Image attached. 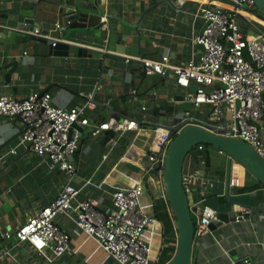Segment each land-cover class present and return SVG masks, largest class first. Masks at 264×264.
I'll list each match as a JSON object with an SVG mask.
<instances>
[{
    "label": "crops",
    "instance_id": "1",
    "mask_svg": "<svg viewBox=\"0 0 264 264\" xmlns=\"http://www.w3.org/2000/svg\"><path fill=\"white\" fill-rule=\"evenodd\" d=\"M218 3L228 6L225 0ZM197 5L198 0H0V65L18 61L10 80L5 78L7 69H0V95L47 91L61 107L81 106L91 95L96 106L85 111L88 124H76L80 141L70 156L76 165L72 183L79 188L77 198L92 196L98 209L108 214L115 187L142 182L141 205L159 222L153 243L158 254L176 246V219L159 177L144 173L128 150L147 153L154 145L167 146L175 133L168 125L177 118L208 120L209 105L189 101L193 86L177 85L171 72L145 73L139 58L168 54L173 65L197 59L201 46L191 40L204 25L195 15ZM254 11L261 26L240 17L246 33L264 30V21ZM78 13L87 17L81 16L80 26L70 29L71 17ZM32 26L48 29L51 42L24 32ZM12 30L17 31L14 43ZM129 118L136 119L137 127L92 133L101 122ZM23 128L22 119L0 116V264H37L40 256L29 242L10 241L4 234L54 200L68 180L49 166L47 156L26 146L8 152L19 136L1 146ZM182 174L193 175L189 202L196 208L194 223L203 205L236 217L194 234L191 264H239L243 258L264 264V185L243 166L238 167V184L230 185L228 154L209 144L185 155ZM55 222L69 233L70 241L61 256L46 251L54 264H119L67 216L58 214Z\"/></svg>",
    "mask_w": 264,
    "mask_h": 264
},
{
    "label": "built area",
    "instance_id": "2",
    "mask_svg": "<svg viewBox=\"0 0 264 264\" xmlns=\"http://www.w3.org/2000/svg\"><path fill=\"white\" fill-rule=\"evenodd\" d=\"M198 0L195 15L204 25L192 36V43L201 46L197 59L171 64L168 54L160 59L139 58L147 74L165 75L169 72L181 87L193 86L187 99L195 105H209V128L214 132L241 137L264 157V30L243 31L240 16L250 22L255 16V0ZM60 26L59 23L56 24ZM27 32L40 38H50L34 28ZM55 40L53 44H55ZM131 57H126L129 61ZM212 85V86H211ZM238 102V106H237ZM96 106L86 95L81 106L61 107L53 103L49 92L31 91L27 96L0 95V116L19 114L24 128L18 141L8 152L16 153L21 145L49 158V166L61 170L67 182L57 197L42 207L14 231L5 232L8 239L29 242L40 256L37 264H54L53 257L61 256L69 247L70 235L55 222L58 214L71 219L82 232L92 237L119 264H157L158 253L153 243L159 234L157 217L141 205L142 182L115 187L111 192L113 210L106 214L97 207L92 196L78 199L79 188L72 183L76 165L70 156L77 150L80 133L73 123L89 122L85 111ZM113 127L117 130L137 127L136 119L106 120L94 126L92 133ZM163 147L164 149H162ZM197 147L201 148L202 144ZM165 147H152L142 164L144 173L161 177ZM230 159L229 184H238L240 162ZM2 156H0V161ZM183 187L191 194L192 174H185ZM218 211L203 205L198 209L195 233H204L217 219ZM239 264H250L243 258Z\"/></svg>",
    "mask_w": 264,
    "mask_h": 264
},
{
    "label": "water",
    "instance_id": "3",
    "mask_svg": "<svg viewBox=\"0 0 264 264\" xmlns=\"http://www.w3.org/2000/svg\"><path fill=\"white\" fill-rule=\"evenodd\" d=\"M255 10H257V17L260 20H264V0H255ZM81 16H86V13H78L76 16H72V22L69 28L74 29L78 25L79 21L83 19ZM91 17V16H90ZM242 17V16H240ZM244 18V17H242ZM245 19V18H244ZM84 21V20H83ZM82 21V22H83ZM103 23L97 24V27H101ZM95 26V25H93ZM41 27V24H40ZM35 27H28L24 32L30 35L33 39H40L51 42L50 38H40L33 35L27 30L34 29ZM45 34H49L48 29H42ZM9 35L15 42V36L17 31H9ZM137 35L140 34V29L136 28ZM103 35H106V29H103ZM125 39V36H122ZM17 60L6 62L0 65V69H7L5 78L10 80L11 74L15 71ZM238 106V102H237ZM15 119L21 118L19 114L14 115ZM76 124L73 123L70 132ZM168 128L175 131L173 137L168 142L163 155V167L161 173V183L165 196L169 203V210L176 219L177 225V241L175 250L166 264H191L192 263V243L194 238L195 226L192 212L196 208L190 205L189 197L183 187V174L182 165L185 155L198 144H209L217 147L218 149L226 152L249 171L254 177L258 179L264 185V157L260 155L252 145L246 142L241 137H235L231 135H225L219 130V132L211 131V125L206 121L188 117L177 118L173 124L168 125ZM23 129L10 136L4 143H9L12 139L16 138L22 133ZM128 153L132 155L131 158L137 161L139 165H142L146 156L144 151H137L134 147H130ZM131 168H138L137 165L129 162ZM229 180V178H228ZM241 205L250 206L248 204L241 203ZM253 206V205H252ZM254 207V206H253ZM229 219H236V217H229L226 212H218L217 219L209 224V228L219 225ZM15 241L16 236L13 235L9 239Z\"/></svg>",
    "mask_w": 264,
    "mask_h": 264
},
{
    "label": "trees",
    "instance_id": "4",
    "mask_svg": "<svg viewBox=\"0 0 264 264\" xmlns=\"http://www.w3.org/2000/svg\"><path fill=\"white\" fill-rule=\"evenodd\" d=\"M202 146H208V144L202 143ZM167 251L168 249L165 250L166 256H165V252L162 254V250L160 251L158 255L157 264H166V262L171 258L172 254H167Z\"/></svg>",
    "mask_w": 264,
    "mask_h": 264
},
{
    "label": "rangeland",
    "instance_id": "5",
    "mask_svg": "<svg viewBox=\"0 0 264 264\" xmlns=\"http://www.w3.org/2000/svg\"><path fill=\"white\" fill-rule=\"evenodd\" d=\"M256 13H257V12H256ZM252 24L261 26V24L258 23V22H256V21H253ZM248 173H250V172L248 171ZM250 174H251V173H250ZM170 214H171V212H170ZM171 215H172V214H171ZM172 217L175 218L173 215H172ZM174 246H175V245H174ZM174 246H173V248H171V250H169V251L167 252V254H173V252H174V250H175ZM164 252H165V249H164V250L162 249V254H163ZM165 256H166V252H165ZM153 264H155V263H153Z\"/></svg>",
    "mask_w": 264,
    "mask_h": 264
},
{
    "label": "bare ground",
    "instance_id": "6",
    "mask_svg": "<svg viewBox=\"0 0 264 264\" xmlns=\"http://www.w3.org/2000/svg\"><path fill=\"white\" fill-rule=\"evenodd\" d=\"M259 19H260V18H259ZM263 21H264V20H263ZM188 197H189V196H188ZM192 213H193V212H192ZM194 226H195V223H194ZM194 234H195V232H194ZM158 255H159V254H158ZM168 261H169V260H168ZM168 261H167V262H168ZM167 262H166V263H167Z\"/></svg>",
    "mask_w": 264,
    "mask_h": 264
}]
</instances>
